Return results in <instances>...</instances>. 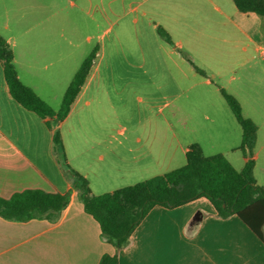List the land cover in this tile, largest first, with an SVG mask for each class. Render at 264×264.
Returning <instances> with one entry per match:
<instances>
[{"label":"crops","instance_id":"0c3cea01","mask_svg":"<svg viewBox=\"0 0 264 264\" xmlns=\"http://www.w3.org/2000/svg\"><path fill=\"white\" fill-rule=\"evenodd\" d=\"M115 1L121 20L148 5L141 20H132L136 44L127 54L117 45L101 47L70 115L54 129L14 100L0 63V197L29 189L71 192L57 222L0 216V264H98L115 253L66 176L56 130L69 165L97 196L185 166L194 144L240 171L247 161L237 150L243 132L224 89L259 126L255 177L264 185V17L240 12L233 0ZM58 8L57 0H0V35L14 50L19 78L55 111L89 53L76 45ZM118 264H264V243L237 216L219 218L202 198L176 209L155 207Z\"/></svg>","mask_w":264,"mask_h":264},{"label":"trees","instance_id":"16d2710c","mask_svg":"<svg viewBox=\"0 0 264 264\" xmlns=\"http://www.w3.org/2000/svg\"><path fill=\"white\" fill-rule=\"evenodd\" d=\"M233 2L242 13L264 17V0ZM157 32L161 39L173 45L166 30L158 27ZM100 50V46H96L84 60L63 96L61 108L55 111L20 80L14 50L0 35V63L11 96L26 110L43 119L50 129L70 115ZM187 59L198 73L207 76L189 57ZM221 92L243 132L242 143L237 150L244 154L247 161L240 171L224 155L206 156L202 148L194 144L189 147L185 166L97 196L92 192L89 181L69 165L62 134L58 130L54 132L56 152L66 176L72 181L78 200L85 212L100 225L102 241L115 248L114 254H103L98 264H118L120 251L130 244L134 231L155 207L176 209L202 198L212 204L219 218L237 216L264 243V185H259L256 180L254 159L259 126L245 117L236 97L224 89ZM70 201L71 192L60 194L29 189L14 194L10 199L0 197V216L22 223L36 219L57 222Z\"/></svg>","mask_w":264,"mask_h":264},{"label":"rangeland","instance_id":"374dc122","mask_svg":"<svg viewBox=\"0 0 264 264\" xmlns=\"http://www.w3.org/2000/svg\"><path fill=\"white\" fill-rule=\"evenodd\" d=\"M45 1L47 0H42V2ZM57 2L59 14L67 15V19L70 21L64 23L65 27L67 26L75 33L76 45L80 44L85 47L89 52L88 56L96 46H100V48L104 46L106 50L111 51L115 45L123 48L127 54V50L136 44V38L132 34L135 31L132 20L134 17H140L139 15H142L143 11L148 8L146 4L140 8L139 15L130 14L121 20L122 5L115 0H57ZM122 29L128 32L127 36L120 35ZM89 37L91 38L90 42L88 41ZM123 124L125 125V123Z\"/></svg>","mask_w":264,"mask_h":264}]
</instances>
